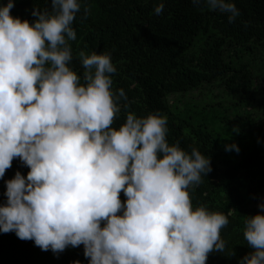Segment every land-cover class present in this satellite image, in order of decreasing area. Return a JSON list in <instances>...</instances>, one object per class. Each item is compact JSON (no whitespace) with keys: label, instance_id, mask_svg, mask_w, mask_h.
Wrapping results in <instances>:
<instances>
[{"label":"clouds","instance_id":"clouds-1","mask_svg":"<svg viewBox=\"0 0 264 264\" xmlns=\"http://www.w3.org/2000/svg\"><path fill=\"white\" fill-rule=\"evenodd\" d=\"M192 2L229 22L241 15L234 0ZM13 7L0 4V178L16 158L29 170L5 181L0 231L54 254L83 245L88 264H206L213 251L234 254L221 235L233 213L193 203L210 156L169 142L165 113L129 110L110 52L81 49L82 72L73 67L85 0L34 4L31 22ZM164 7L159 0L153 11ZM258 207L245 216L252 251L239 264H264V201Z\"/></svg>","mask_w":264,"mask_h":264},{"label":"trees","instance_id":"trees-1","mask_svg":"<svg viewBox=\"0 0 264 264\" xmlns=\"http://www.w3.org/2000/svg\"><path fill=\"white\" fill-rule=\"evenodd\" d=\"M85 2L91 11L74 21L73 67L82 72L75 59L81 49L110 52L117 67L114 88L125 90L129 110L165 113L169 142L210 156L212 170L192 190L193 203L233 213L221 235L234 254L213 251L206 264H239L252 251L243 237L245 216L260 212L264 197V0H234L241 15L233 22L226 14L194 6L192 0H163L160 15L153 11L159 0ZM34 4L50 7V0H14L11 13L31 22ZM229 46L232 51L226 53ZM207 90L212 98L206 104L182 102L181 94ZM124 119L122 110L115 125ZM232 143L239 151L226 150ZM28 170L19 158L13 159L0 178V204L6 201L5 181ZM120 197L125 199L123 192ZM76 260L88 264L83 245L54 254L14 231H0V264Z\"/></svg>","mask_w":264,"mask_h":264},{"label":"rangeland","instance_id":"rangeland-1","mask_svg":"<svg viewBox=\"0 0 264 264\" xmlns=\"http://www.w3.org/2000/svg\"><path fill=\"white\" fill-rule=\"evenodd\" d=\"M232 51V47L229 46L228 49L226 50V53H229ZM211 92L210 90H207L206 92H202V91H193V92H188L185 94H181L180 96L182 97V102H186V101H191L192 104H197V105H203L206 104L207 102H210V98L211 97ZM217 90H213V94H216ZM220 97V95H219ZM219 100H223L225 101L226 99H220ZM230 101L229 99L225 101L226 104H228ZM261 201H264V197L262 198ZM260 201V202H261ZM258 205V204H257Z\"/></svg>","mask_w":264,"mask_h":264}]
</instances>
